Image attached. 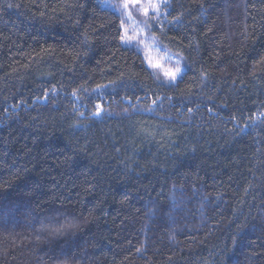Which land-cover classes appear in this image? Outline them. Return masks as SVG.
Returning <instances> with one entry per match:
<instances>
[{
	"label": "trees",
	"instance_id": "1",
	"mask_svg": "<svg viewBox=\"0 0 264 264\" xmlns=\"http://www.w3.org/2000/svg\"><path fill=\"white\" fill-rule=\"evenodd\" d=\"M160 12L174 82L102 0H0V264H264V0Z\"/></svg>",
	"mask_w": 264,
	"mask_h": 264
},
{
	"label": "rangeland",
	"instance_id": "2",
	"mask_svg": "<svg viewBox=\"0 0 264 264\" xmlns=\"http://www.w3.org/2000/svg\"><path fill=\"white\" fill-rule=\"evenodd\" d=\"M104 6L119 11L123 14L125 28L123 35L124 43L132 44L137 47L145 57L149 67L159 71L168 81L174 82L177 77L181 76L184 71V64L181 58L173 55L163 46L157 43L156 39L150 33V21H155L157 15L161 17V7L165 0H139V3L130 5L127 10L121 7L123 0H102ZM149 3L158 4V9L153 10L149 7L147 15L144 14L143 8ZM130 13L131 18H129ZM131 37V39H128ZM179 63L181 71L173 79L167 73L172 72Z\"/></svg>",
	"mask_w": 264,
	"mask_h": 264
},
{
	"label": "snow or ice",
	"instance_id": "3",
	"mask_svg": "<svg viewBox=\"0 0 264 264\" xmlns=\"http://www.w3.org/2000/svg\"><path fill=\"white\" fill-rule=\"evenodd\" d=\"M137 3H139V0H123V3L121 5V7H123L125 10H127L130 5H134V4H137ZM149 7L151 9H153V10H157L158 9V4H156V3H149L147 6H145L143 8V12H144L145 15H147ZM128 15H129V18H131L130 13H128ZM120 27H121V29H124L125 28V25H124V22L123 21H121ZM120 38H121L122 41L125 40V36L124 35H121ZM128 39H131V37H129ZM177 73L178 72L171 73L170 76L173 79H175ZM96 114L97 115L100 114V108H99V106H97V112H96Z\"/></svg>",
	"mask_w": 264,
	"mask_h": 264
},
{
	"label": "clouds",
	"instance_id": "4",
	"mask_svg": "<svg viewBox=\"0 0 264 264\" xmlns=\"http://www.w3.org/2000/svg\"><path fill=\"white\" fill-rule=\"evenodd\" d=\"M180 71H181V69H180L179 63H177V66L175 67V69L172 72H169L167 74L170 75L171 73H176V72L179 73Z\"/></svg>",
	"mask_w": 264,
	"mask_h": 264
}]
</instances>
